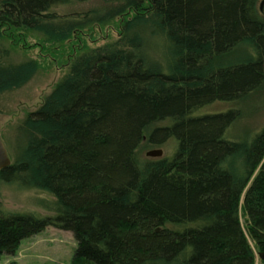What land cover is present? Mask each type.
<instances>
[{
	"label": "trees",
	"instance_id": "trees-1",
	"mask_svg": "<svg viewBox=\"0 0 264 264\" xmlns=\"http://www.w3.org/2000/svg\"><path fill=\"white\" fill-rule=\"evenodd\" d=\"M89 1L0 0V91L39 67L5 64L4 40L41 34L63 54L95 25L120 29L116 41L71 48L69 70L26 116L27 145L0 179L49 191L54 211L0 210V258L53 225L77 240L70 264H256L257 253L264 264V125L235 137L239 107L204 110L264 87L261 0H99L59 11ZM141 27L164 33V64L141 52ZM145 139L177 146L142 157Z\"/></svg>",
	"mask_w": 264,
	"mask_h": 264
},
{
	"label": "rangeland",
	"instance_id": "rangeland-1",
	"mask_svg": "<svg viewBox=\"0 0 264 264\" xmlns=\"http://www.w3.org/2000/svg\"><path fill=\"white\" fill-rule=\"evenodd\" d=\"M98 3L99 0H91L86 3L61 6L59 11L83 13ZM114 25H95L86 32L83 31L78 36L79 43L76 44L74 41L75 46H61L65 51L63 54L52 52L50 46L42 45L44 38L41 34L29 35L25 42L19 45L12 44L14 40L3 41L5 45L3 47L7 51L2 57L5 64L17 65L30 59H37L39 62L38 69L24 82L21 84L12 82L0 91V135L7 145L12 162L18 159L27 145V132L23 125L26 116L40 107L46 96L69 70L70 49L74 50L72 55H77L87 49L116 41L120 37V29ZM139 31L145 41L143 46H140L141 52L157 66L164 64L165 59L168 58L169 47L164 33L149 28H142ZM243 51L245 49L241 48L235 52L233 58L244 55ZM232 105L239 107L241 111L231 127L232 136L249 137V134H253L264 125V87L255 91L242 103L215 102L204 107V110H225ZM176 146L174 139L162 145H151L145 139L139 148V154L146 157L149 156L148 151L161 148L163 153L160 156H168ZM54 200L53 194L47 190L30 187L20 181L0 179V210L3 212H32L46 215L54 211ZM76 246L77 240L71 230L48 225L43 230L23 238L15 254H3L0 264H70ZM256 261V264H263L258 253Z\"/></svg>",
	"mask_w": 264,
	"mask_h": 264
},
{
	"label": "water",
	"instance_id": "water-1",
	"mask_svg": "<svg viewBox=\"0 0 264 264\" xmlns=\"http://www.w3.org/2000/svg\"><path fill=\"white\" fill-rule=\"evenodd\" d=\"M260 11L264 15V0L260 1L259 4ZM163 153V150L161 148L158 149H152L148 151L149 155H156L160 156ZM12 163L11 157L7 148V145L3 138L0 136V170L7 167Z\"/></svg>",
	"mask_w": 264,
	"mask_h": 264
},
{
	"label": "flooded vegetation",
	"instance_id": "flooded-vegetation-1",
	"mask_svg": "<svg viewBox=\"0 0 264 264\" xmlns=\"http://www.w3.org/2000/svg\"><path fill=\"white\" fill-rule=\"evenodd\" d=\"M0 136H1V135H0ZM1 137H2V136H1ZM2 138H3V137H2ZM3 140H4V139H3ZM11 161H12V159H11ZM1 170H2V169H1ZM1 170H0V171H1Z\"/></svg>",
	"mask_w": 264,
	"mask_h": 264
}]
</instances>
